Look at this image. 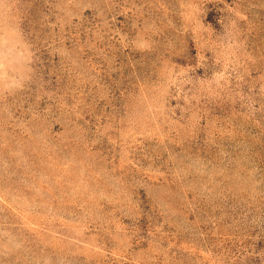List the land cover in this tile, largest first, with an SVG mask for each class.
Instances as JSON below:
<instances>
[{
    "label": "rangeland",
    "instance_id": "obj_1",
    "mask_svg": "<svg viewBox=\"0 0 264 264\" xmlns=\"http://www.w3.org/2000/svg\"><path fill=\"white\" fill-rule=\"evenodd\" d=\"M0 264H264V0H0Z\"/></svg>",
    "mask_w": 264,
    "mask_h": 264
}]
</instances>
